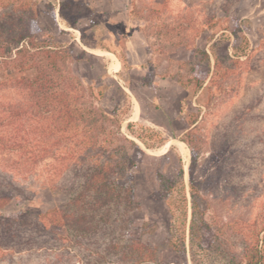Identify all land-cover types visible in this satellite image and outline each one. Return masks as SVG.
Listing matches in <instances>:
<instances>
[{
	"label": "rangeland",
	"instance_id": "374dc122",
	"mask_svg": "<svg viewBox=\"0 0 264 264\" xmlns=\"http://www.w3.org/2000/svg\"><path fill=\"white\" fill-rule=\"evenodd\" d=\"M37 1L42 2L35 23L38 41L71 48L61 54L66 60L64 65L60 60L61 69L80 77L87 86L94 85L96 92L104 91L98 98L104 106L120 104L122 132L145 151L133 168L134 200L138 205L126 222L120 219L97 234L77 236L44 217L49 208L66 205L70 191L82 181L77 177L75 159H59L68 150L60 148L54 157L28 166L18 162L16 153L0 148V177L16 189V198L2 212L26 213L24 222L19 217L24 225L0 233V264H128L123 256L131 243L156 249L155 259L142 264H193L188 187L192 152L181 140L190 126L189 113H199V171L210 178L214 189L209 196V220L214 215L219 221L232 220L238 225L259 222L261 227L264 0ZM33 2L0 0V12L5 7ZM213 46L219 55H238L242 64L233 65L230 75L219 84L223 92L207 108L198 104V92L188 79L208 72L202 51L212 53ZM82 50L87 54L77 60ZM210 65L205 83L214 69L212 55ZM10 72L1 63V103L22 98L21 90L7 81ZM120 86L127 97L118 90ZM187 94L189 106L181 112ZM135 135L153 147H147ZM182 168L188 196L186 215L181 195L176 190L164 194L160 185V174L177 179ZM207 235L212 239V231ZM170 240L178 244L176 249ZM196 264L225 261L212 249L201 250Z\"/></svg>",
	"mask_w": 264,
	"mask_h": 264
},
{
	"label": "trees",
	"instance_id": "16d2710c",
	"mask_svg": "<svg viewBox=\"0 0 264 264\" xmlns=\"http://www.w3.org/2000/svg\"><path fill=\"white\" fill-rule=\"evenodd\" d=\"M31 4L5 7L0 12V61L11 70L7 81L22 93L18 102H0V148L16 153L18 162L28 166L54 157L60 148L68 150V153L60 154L59 159H75L77 177H81L82 181H77V188L70 191L66 205L49 208L44 217L54 226L69 228L77 236L97 234L103 227L120 219L127 220L138 205L134 200L133 168L137 165V158H141L145 151L138 142L122 132L123 117L118 112L120 104L115 103L112 108L104 106L98 99L105 94L104 91L98 89L96 92L94 85L87 86L80 77L76 78L61 69L60 60H63V65L66 64L65 56L61 54L71 48L51 47L38 41L39 29L35 23L39 15L38 6L42 2L35 0ZM84 54H87L84 50L77 53V60H81ZM202 54L209 70L204 74L196 73L188 82H192L198 92V104L209 108L212 99L222 91L219 87L221 81L230 75L234 64L241 65L242 61L238 55L229 52L219 55L214 46L212 53L203 49ZM211 55L214 69L205 83L210 73ZM118 88L127 97L124 89L121 86ZM189 97L188 94L184 97L181 112L189 106ZM97 100L99 103H96ZM187 118L190 126L181 140L192 152L188 187L191 197L189 241L193 264L197 263L199 251L211 249L225 264H264V223L261 227L259 222L238 225L232 220L219 221L214 215H211L213 220H209V196L214 189L210 178L199 171L201 137L196 133L199 113H189ZM128 127L134 134L132 123ZM135 136L147 147H153L142 136ZM218 173V170L215 171L214 176ZM178 175L177 179H172L160 174V185L164 194L176 190L181 195L186 215L188 196L183 168ZM15 191L10 182L0 177V233L7 234L16 229L11 227L24 225L19 217L24 222L26 213L4 215L2 212L16 198ZM209 231L213 233L210 240ZM170 244L173 249L178 246L173 240ZM134 245H128V251L123 256L128 264H142L155 259L154 247L144 243L138 244V247Z\"/></svg>",
	"mask_w": 264,
	"mask_h": 264
}]
</instances>
